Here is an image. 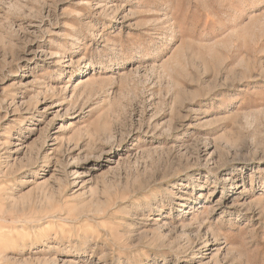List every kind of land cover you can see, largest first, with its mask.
<instances>
[{"label": "rangeland", "instance_id": "rangeland-1", "mask_svg": "<svg viewBox=\"0 0 264 264\" xmlns=\"http://www.w3.org/2000/svg\"><path fill=\"white\" fill-rule=\"evenodd\" d=\"M0 264H264V0H0Z\"/></svg>", "mask_w": 264, "mask_h": 264}]
</instances>
